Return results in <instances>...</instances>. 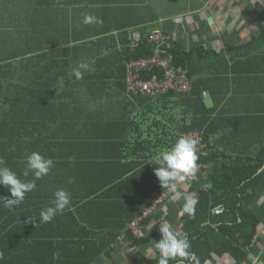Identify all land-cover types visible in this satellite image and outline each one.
<instances>
[{"label": "crops", "instance_id": "obj_1", "mask_svg": "<svg viewBox=\"0 0 264 264\" xmlns=\"http://www.w3.org/2000/svg\"><path fill=\"white\" fill-rule=\"evenodd\" d=\"M263 12L264 0H0V150L20 151L24 162L35 151L70 170L99 156L120 155L119 143L97 137H122L128 118L145 127L148 117L160 119L148 109L163 107L148 99L154 97L127 93L130 35L143 39L161 32L171 49L191 53L193 90L207 109L215 108L212 118L221 115L212 127L216 148L233 159L256 157L264 150ZM84 13L102 24H83ZM81 61L89 69L77 79L72 70ZM19 101L21 110H10ZM170 101L167 110L179 112L175 98ZM210 168L197 186L209 187ZM187 190L166 201L149 230L164 224L181 235ZM21 204L10 218L23 212ZM53 205L51 200L31 208ZM250 208L260 225L245 264H264V187ZM156 241L138 248L120 241L97 264L155 259ZM206 264L236 261L214 255Z\"/></svg>", "mask_w": 264, "mask_h": 264}, {"label": "trees", "instance_id": "obj_2", "mask_svg": "<svg viewBox=\"0 0 264 264\" xmlns=\"http://www.w3.org/2000/svg\"><path fill=\"white\" fill-rule=\"evenodd\" d=\"M126 52L128 64L130 60L151 56L153 46L143 37L138 48L132 49L129 43ZM171 52L175 64L188 70L191 53L177 49ZM173 98L176 105H180L176 113L170 111L173 108L168 111L165 104ZM148 99L163 105L160 109L153 105L148 109V113H156L159 120L155 118L152 122L148 117L142 127L140 123L135 124L134 118H128L127 131L122 137H97L105 143H119L120 155L80 162L73 170L53 164L48 175L35 180L31 172L27 177L23 175L26 162L22 152L0 150L5 166L22 181L35 180L37 185L25 195L27 201L23 200L20 205L21 214L10 218L11 210L0 204V264H97L120 241L138 248L160 239L159 231L152 232L147 227L151 219L145 222L143 238L136 237L130 225L167 190L161 187L155 175L154 169L159 167L154 164L155 158L189 133L203 135L205 155L196 153V164L202 165L204 172L211 168L207 174L209 187L193 183L187 190V198L193 195L197 204L194 217L181 208V235L188 234L189 251L199 258L200 264H206L214 255L226 254L231 255L236 264L248 261L249 249L260 225L250 206L264 187V150L253 158L233 159L228 152L217 149L212 127L221 120V115L212 118L215 108L207 109L196 88L187 96L170 93ZM199 106L203 110H199ZM21 108V101L10 103V110ZM59 189L71 193L72 208L69 205L51 222H40L43 209L33 210L31 206L54 200V193ZM0 196L11 198L6 186L0 185ZM218 206H223L224 210L217 215L213 210ZM142 264H158V256L143 258Z\"/></svg>", "mask_w": 264, "mask_h": 264}, {"label": "clouds", "instance_id": "obj_3", "mask_svg": "<svg viewBox=\"0 0 264 264\" xmlns=\"http://www.w3.org/2000/svg\"><path fill=\"white\" fill-rule=\"evenodd\" d=\"M82 15V23L85 25L102 24L103 22L94 15L87 13ZM88 69L89 63L81 61L73 68V75L80 79L83 72ZM197 160L195 142L186 137L178 138L170 150L160 153L155 158L154 164L159 165L158 168L154 169L155 175L160 181L161 187L167 188L173 193V199H175L176 185L195 174ZM53 163L52 159H46L40 153L34 151L26 157V169L23 175L27 177L31 172L35 180H39L49 174ZM35 180L22 181L16 173L5 166L4 159L0 157V185L6 186L11 196V198L0 196V204L9 210L21 204L25 199V195L36 189ZM68 182L72 183L71 179ZM54 198V205L46 207L40 212V222H51L58 213H62L70 205L71 193L59 189L55 191ZM196 204V199H186L183 212L190 217H194ZM29 220L33 223L31 218ZM159 232L160 239L154 244V248L158 252V264H169L170 261H174L175 264H200L199 258L189 251L191 243L187 233L178 235L171 226L164 224L161 225Z\"/></svg>", "mask_w": 264, "mask_h": 264}, {"label": "built area", "instance_id": "obj_4", "mask_svg": "<svg viewBox=\"0 0 264 264\" xmlns=\"http://www.w3.org/2000/svg\"><path fill=\"white\" fill-rule=\"evenodd\" d=\"M147 42L153 46L151 56L130 60L127 64V93L130 97H158L170 93L189 95L193 85L189 71L182 66H177L171 52L170 38L161 32L151 33ZM142 43L141 37L133 33L130 35V46L138 48ZM182 137L190 138L195 142L197 154L205 155L204 137L200 133L183 134ZM204 167L197 164L195 174L184 182L176 185L177 196L182 190L188 189L193 183H198ZM173 198V193L167 189L145 212L130 225L132 233L138 237H145V222L161 209L166 201ZM223 206L214 208V214H221ZM124 237H122L123 239Z\"/></svg>", "mask_w": 264, "mask_h": 264}]
</instances>
